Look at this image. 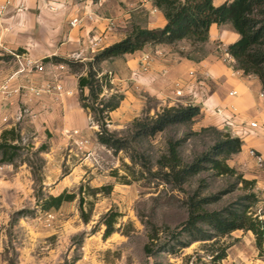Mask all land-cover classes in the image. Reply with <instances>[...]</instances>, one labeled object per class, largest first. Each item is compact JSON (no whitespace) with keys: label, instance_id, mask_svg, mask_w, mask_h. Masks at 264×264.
<instances>
[{"label":"rangeland","instance_id":"rangeland-1","mask_svg":"<svg viewBox=\"0 0 264 264\" xmlns=\"http://www.w3.org/2000/svg\"><path fill=\"white\" fill-rule=\"evenodd\" d=\"M204 53L203 45L188 48L190 57ZM83 72L84 67L79 69ZM109 96L110 90H104L102 97ZM144 115L150 114L136 118ZM132 121L111 131L127 137ZM93 127L97 132L91 118L89 129ZM208 127L226 133L199 117L189 126L135 142L129 151L117 153L79 131L77 136L73 131L67 134L69 140L58 148L53 147L50 133L32 131L28 126L22 133L17 130V156L12 164L0 163V264H264L251 232L238 230L212 241L191 242L192 237L183 231L186 202L195 192L201 198L220 194L217 202L205 207L220 211L253 191L259 201L251 212L254 216L264 212V162L256 165L248 154L253 149L264 157V152L253 147L264 139L263 133L253 140L249 135L242 138H247L243 152L248 157L237 154L227 160L237 174L255 182L250 190L243 189L235 177L215 176L211 171L188 179L181 188L162 179L164 170H159L157 161L165 153L166 140L193 133L180 148L182 160L190 162L212 146L214 134L202 131ZM15 176L19 179L14 180ZM62 192L76 197L57 210L41 209L44 199ZM109 211L118 217L114 232L104 238L102 218ZM221 249L226 257L215 263L212 255Z\"/></svg>","mask_w":264,"mask_h":264},{"label":"crops","instance_id":"crops-1","mask_svg":"<svg viewBox=\"0 0 264 264\" xmlns=\"http://www.w3.org/2000/svg\"><path fill=\"white\" fill-rule=\"evenodd\" d=\"M6 1L0 0V7ZM8 1L6 10L0 11V85L4 82H8L10 88L30 83L41 85L56 75L63 89L72 94L64 95L60 101H55L50 95L31 98L20 94L11 100H5L0 95V135L11 128L22 133L28 126L32 131L52 134L53 147L65 145L69 140L67 134L72 131H79L85 138L96 142V130L94 127L89 129L91 115L79 102L78 75L65 64L52 59L83 63L95 55L89 46L91 38L99 39L101 51L123 40L133 27L148 30L163 28L166 20L162 12L153 6V0H65L62 1V9L57 12L48 10L43 0ZM228 1L212 0V3L219 6ZM87 14L93 15L94 20H85L75 27L69 25L72 19H82ZM109 19L115 22L113 30L107 29ZM238 39L239 35L229 24H212L208 40L203 45L205 53L199 57H190V44L181 41L174 45H148L133 54L103 62L102 73H109L110 77V95L119 93L123 96L118 108L109 113L107 128L117 130L142 113L155 115L165 107L185 106L192 98H197L208 107L198 105L202 122L221 127L212 109L234 104L238 123L258 124V128L247 138L253 140L264 134L260 133L261 125H264V99L260 98L263 90L259 80L255 76L234 74L217 53L219 42L229 46ZM144 53L153 56L150 71L133 80L132 74L137 71L139 58ZM23 54L42 62L45 72L19 73L15 55ZM58 64L64 65L65 69H55ZM190 71L195 73L194 77L189 76ZM176 83L185 91L182 98L173 94ZM189 90L192 91L190 97ZM230 91H235L237 96L230 98ZM106 93L109 94V91ZM246 139L242 142L247 143ZM253 144L256 151L264 152V139ZM243 147L238 155L248 157Z\"/></svg>","mask_w":264,"mask_h":264},{"label":"trees","instance_id":"trees-1","mask_svg":"<svg viewBox=\"0 0 264 264\" xmlns=\"http://www.w3.org/2000/svg\"><path fill=\"white\" fill-rule=\"evenodd\" d=\"M153 6L162 12L166 20L163 28L148 30L133 27L123 40L103 48L93 55L90 61L84 63L52 59L56 63H64L72 68L73 73L78 74L80 105L90 113L93 122L98 126L97 142L114 153L129 151L131 144L135 142L152 139L169 130L191 125L200 116V109L194 105L165 107L153 116L144 115L134 119L128 129V136H119L107 128V122L109 113L118 108L123 96L118 93H113L107 98L101 96L104 90L111 89L109 76L102 74L100 69L103 62L133 54L148 45H174L186 41L191 47L197 48L207 42L212 24H229L239 35V39L228 46L236 68L244 75L255 76L264 92V0H229L219 6H214L212 0H153ZM196 51L195 49L194 52ZM82 67L85 68L84 74L79 73ZM202 131L214 134L213 144L190 162L182 160L180 148L193 133L186 132L179 138L166 140L165 153L157 161L159 170H164L162 179L176 188H181L188 179L211 171L215 176L235 177L236 182L243 185V189L250 190L255 182L245 180L227 164L230 157L241 152L242 140L231 136L229 132L221 133L215 127L203 128ZM19 140V133L14 128L1 133V164L13 163L19 149ZM129 157L135 162L132 155ZM75 197V194L62 192L44 199L40 206L43 211L57 210L63 203L71 202ZM219 198L220 194L201 198L197 192L188 197V217L183 231L192 237L191 242L212 241L238 230L251 232L258 254L264 259V212L254 216L250 210L259 201L257 195L248 191L241 201L220 211H208L205 208L217 202ZM82 203L80 198V208ZM81 212L84 215L83 211ZM117 217V213L109 211L102 218L105 227L104 238L114 232ZM146 252L150 254L151 250L146 247ZM212 256L215 263L222 261L226 257L225 249Z\"/></svg>","mask_w":264,"mask_h":264},{"label":"built area","instance_id":"built-area-1","mask_svg":"<svg viewBox=\"0 0 264 264\" xmlns=\"http://www.w3.org/2000/svg\"><path fill=\"white\" fill-rule=\"evenodd\" d=\"M62 1L65 0H57L56 2H49L47 0H43L45 7L52 11L57 12L62 9ZM9 5V1L7 0L1 7L0 11L3 12L6 10L7 6ZM85 20L93 21L94 17L91 14H87L82 19H72L69 22L71 27H75L76 25L82 24ZM115 22L113 20L107 21V29L113 30L115 28ZM89 46L91 51L96 54L99 52V39L91 38L89 41ZM217 53L220 56L221 61L230 68L234 74L236 75H243V72L236 68V62L234 58L230 55L228 46L224 43H219L217 46ZM16 59L19 63V73H44L45 68L42 62L37 61L29 57L28 55H15ZM153 63V56L150 53H144L140 56L138 61V69L136 72L132 74V79H138L140 75L145 74L150 71L151 65ZM55 69L62 71L65 69L64 65L58 64L55 65ZM190 77H194L195 73L190 71ZM52 79L43 83L41 85H37L35 83H30L29 85L17 88H10L8 82H4L0 85V95L5 100H11L14 96L24 94L28 97H40L42 95H50L54 98L55 101H60L61 98L66 95L70 96L72 93L70 91H65L60 84L58 77L56 75H52ZM173 94L177 98H182L185 96L184 89L180 86L179 83L174 85ZM188 96H192V91H188ZM230 98H235L237 93L235 91H230L228 93ZM29 98V101H31ZM260 98L264 99V92L260 93ZM187 105H194L201 107L208 108L203 100H199L197 98H192ZM199 107V106H198ZM200 109V107H199ZM212 113L220 120V125L223 130L229 132V134L233 137H238L242 140L243 137L250 135L258 128V124L256 122H249V123H238L236 120L237 116V108L234 104L228 105V107H214L212 109ZM6 121V119H3ZM73 135H79L78 131H73ZM72 136V135H71ZM84 143H87V140H84ZM250 157H252L257 165L261 166L264 162V158L261 155L255 153L253 149L248 151Z\"/></svg>","mask_w":264,"mask_h":264}]
</instances>
